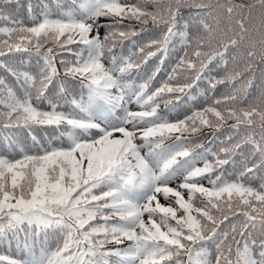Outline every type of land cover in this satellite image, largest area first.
<instances>
[{"label":"snow or ice","instance_id":"6c2138e0","mask_svg":"<svg viewBox=\"0 0 264 264\" xmlns=\"http://www.w3.org/2000/svg\"><path fill=\"white\" fill-rule=\"evenodd\" d=\"M0 264H264V0H0Z\"/></svg>","mask_w":264,"mask_h":264}]
</instances>
